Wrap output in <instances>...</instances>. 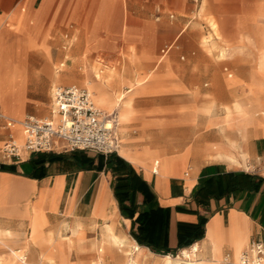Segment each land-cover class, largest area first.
<instances>
[{
  "label": "crops",
  "instance_id": "0c3cea01",
  "mask_svg": "<svg viewBox=\"0 0 264 264\" xmlns=\"http://www.w3.org/2000/svg\"><path fill=\"white\" fill-rule=\"evenodd\" d=\"M51 1L0 0V45L1 41L8 39L11 31L25 35L28 26V36L35 40L41 21L49 13ZM120 1L113 0L107 10L109 0H92L86 18L90 33L83 36L77 49L84 45L87 49L90 38L91 42L97 39L99 44L96 50L90 52L99 51L111 47L107 45V40L117 42V38L136 41L141 48L151 41L154 50V28L150 24H128L126 8L123 22L112 24L116 5ZM258 1L246 7L236 18L238 29L251 22L249 32L242 33L245 38L256 28L255 15L249 9L255 7ZM162 8V4L157 5V19L164 13ZM199 8L200 11L210 9L212 4L209 0H202ZM166 13L171 19L176 17L175 12ZM23 16H26L24 30L16 31ZM211 24L215 30H219L217 20ZM116 29L120 32L118 36L112 33ZM127 29L128 33L124 34ZM166 29L170 31L172 25H167ZM184 29L173 40L163 44L159 57L168 55ZM252 35L254 39L247 38L246 42L258 46L259 36ZM166 45H170V48L164 52ZM27 54L33 68L31 66L30 70L25 71L21 67L23 70L19 73L10 76L4 74L2 77L4 85L8 86L14 79L17 83L8 94L10 102L0 93V163L6 165L5 169H0V228L13 231L12 235L0 236V244L9 248L16 258L10 257L4 263L1 258L0 264L16 261L22 250L26 253L21 256L27 260L31 246L39 252L41 264H91L99 256L101 245L98 243L102 244L106 224H112L116 233L126 234L142 247L138 259L144 264H161L164 254L176 252L192 242L200 245L198 258H194L197 262L200 257L214 259L215 248L222 257L227 252L236 256L237 245L241 246V251L252 239L264 241V168L257 170L261 168V159H264V123L248 120L234 102L232 105L226 103L224 112L217 113L212 100L197 101L190 81L185 78V74L190 78L199 74L196 60L178 62L168 67L166 59L169 58H166L163 71L158 70L160 65L151 68L157 74L148 85H138L136 74L134 79L128 80L131 85L125 91L109 90L113 98L124 94L117 110L112 112L117 115L118 112L124 113L121 121H118L117 130L121 148L125 152L106 155L88 149L66 150L63 146H57L51 151L24 150L21 158L5 157L2 147L10 134L24 136V140L26 135L22 124L18 127L10 119L21 122L29 115L45 117L25 112V90L24 117L21 120L14 117L11 112L19 106L14 90L22 86L26 88L27 79L35 71L36 65L45 77L53 80L40 70L45 60L42 52L33 48ZM154 58L153 51L141 59L148 64ZM184 58L182 55L181 59ZM52 59L53 54L51 65ZM60 63L61 67L65 65V62ZM151 69L142 72H150ZM224 70L228 71L225 86L243 84L244 77H248L247 84L254 90H261L264 86V71L258 65L238 75L230 72L228 66ZM21 73L25 75L20 76ZM54 88L51 93V114L46 117L57 120L58 113L53 103ZM126 100L129 104L125 103ZM206 107H210V110L207 111ZM127 111L129 113L125 114ZM244 124L247 127L245 138L241 130ZM242 150L247 153L246 161L242 157ZM232 154L239 162L229 157ZM246 173L252 175V181L242 176ZM129 174H135L136 211L133 216L122 212L115 193L116 184L126 181ZM189 179L192 185L188 189ZM103 204L106 216L101 214ZM126 204L130 207V201H126ZM140 213L143 215L138 220ZM34 218L40 223L38 236H52L55 240L56 249L48 250L56 259L55 263L43 257L47 246L30 239ZM77 223L83 229L80 238L73 234ZM135 235H139L142 241ZM21 238L25 239V244L14 247L13 244ZM69 238L74 240L72 247L67 242ZM116 247L110 246L103 264H120V261L123 263L127 260L128 255L119 247L116 250ZM173 257L187 264L181 257Z\"/></svg>",
  "mask_w": 264,
  "mask_h": 264
},
{
  "label": "rangeland",
  "instance_id": "374dc122",
  "mask_svg": "<svg viewBox=\"0 0 264 264\" xmlns=\"http://www.w3.org/2000/svg\"><path fill=\"white\" fill-rule=\"evenodd\" d=\"M209 1L212 4V8L200 11L199 7L201 3L196 6L193 0H121L116 5L112 24H121L123 22L124 8H126L128 13V24L152 25L156 36L154 50L151 41L141 48V46L137 45L136 41H124L115 38L117 42H113L111 39L106 41L108 43L107 45H111V47L108 46L102 50L90 52L99 47L97 39H95V43L91 42L89 38L87 49L85 45L79 49L77 48L83 36L86 33H90L89 20H86V18L88 16L87 12L92 5V0H52L49 6V13L46 14L41 21L39 31L37 30L36 32L38 34L35 40L33 39L34 37L28 36V26L27 30L25 29L26 31H24L25 35L23 32L15 33L11 31L8 39L6 41L4 40L5 42L1 41V74H9L10 76L15 75L16 72L19 73L23 69L25 71L30 70L32 65L27 53L29 49L35 48L42 52L45 59L44 62L41 63L40 70L53 78L52 80L45 77L36 65L35 71L33 74H30L27 79L26 88L22 86L18 90H14L16 96H18L19 106L16 110H13L11 114L19 120L23 119L25 114L23 111L24 90L25 112L27 114H36L46 117L51 114V93L53 86L76 83L88 87L87 84L81 82L83 78L82 74L77 75V80H63L62 82L55 81L53 76V71L55 70L56 73L66 74L64 70L71 68L74 60L80 59L85 53H87L88 56H84L83 60L77 63L75 72H83L85 70V61L90 63L96 70L104 69L105 64L111 65L116 68L115 71L121 73V77H125L122 84L118 83L113 85L119 92L129 88L131 84L128 80L134 79L136 74V83H138V85H148L150 80L157 74L154 71L155 69L151 68L154 65L155 67L156 65L157 67L160 65L158 70L163 71L165 69L164 63L166 60H168V67L178 62L196 60L197 63L195 65L199 67V74L194 78H190L188 74H185V78L190 81L193 96L197 101L204 102L205 100H212L215 104V112L217 113H223L225 110L224 105L226 103L232 105L233 102L235 105L236 103L244 105L243 107L245 109H264V86H262L261 90H254L251 85L247 84L248 77H244L243 84L236 85L235 87L224 85V80L228 77V71L224 70L225 66H228L229 71L234 75L243 74L247 69L255 67L256 65H258L259 69L264 71V0L258 1L255 7L249 9L255 15L254 23L256 28L250 35H247V38L253 40L252 34L258 35V46L256 44L252 45L251 43H247V38L242 36V33L249 32L252 26L251 22H246L244 27H239V29L236 24V18L243 13L246 7L252 5L257 0ZM112 4L113 0H109L107 10ZM158 4L163 5L162 9L164 12L160 19H157ZM55 10L57 11L53 13ZM170 11L175 12L176 17L174 19H171L166 13ZM25 19L26 16L20 18V25L16 31L24 30ZM216 20L219 23V30H215L211 24L212 22L215 23ZM169 24L172 25L170 31L166 29V26ZM184 27L185 29L178 37L175 46L168 55L162 59V61H164L161 63L162 61L159 60L160 48L164 43L173 40ZM119 28L120 25L118 29ZM112 33L118 36L120 32L116 29L112 31ZM126 33H128V29L124 32V34ZM219 33L223 35L224 39L218 38ZM206 38L209 39V41H205ZM213 43H215V46ZM221 47H226V52L223 55L220 51ZM153 51L155 53V58L148 64H144L141 58L147 54L153 53ZM68 53H71V56L66 58ZM52 54L53 59L51 65ZM182 55L185 56L184 59H181ZM132 57L134 58L132 59ZM98 58L104 59L102 64L98 61ZM60 62H65V65L61 67ZM48 65L50 68L49 70H47ZM60 68L61 70H59ZM149 69H151L150 72H142ZM23 75L25 74L21 73L20 76ZM166 77L167 79L170 78L169 76ZM16 83L15 79L11 80L7 86L8 88H3L2 96H8L11 88ZM131 87H134V85ZM98 103L101 105L102 109L106 111L107 106L99 101ZM125 103L129 104L128 100H126ZM237 109L239 110L238 107ZM239 112L243 114L244 117L248 118L243 111L239 110ZM263 116L264 114L261 113L255 117V120L260 121ZM10 120L12 123L22 124L20 121ZM255 120L252 122H255ZM17 126L20 127L19 125ZM241 130L242 135L247 134V127L245 124L242 126ZM261 162V168H257V170H262L264 168V159H261ZM191 185L192 180L189 179V188ZM31 226L33 235L30 239L37 244L47 246V250L43 252L52 255L48 252L51 246L46 237L38 236L40 223L36 218L32 220ZM76 233L77 228L73 231L74 235ZM12 234L13 231L11 229L0 228V236L3 235V238L4 235ZM24 241V238L18 239L13 245L14 247L23 246L26 242ZM239 249L240 246L237 245L235 251L236 256L238 254L237 252L240 251ZM116 250H118V247H116ZM24 253H26V251L22 250L18 254V259L16 261H9L7 264H25L24 257L21 256ZM10 257L16 258V256L10 253L9 248L0 244V259L2 258L3 263ZM216 257L219 258V262L223 264L222 255L218 253ZM27 260L35 264L42 263L41 258H39V252L34 246H31L29 249Z\"/></svg>",
  "mask_w": 264,
  "mask_h": 264
},
{
  "label": "built area",
  "instance_id": "2783aa9c",
  "mask_svg": "<svg viewBox=\"0 0 264 264\" xmlns=\"http://www.w3.org/2000/svg\"><path fill=\"white\" fill-rule=\"evenodd\" d=\"M196 4L202 0H193ZM170 45H166V52ZM53 103L58 119L29 115L22 121L26 135L19 143L13 134L5 141L2 152L5 157L21 158L29 152L51 151L57 146L66 150L88 149L103 154L119 153L121 141L118 134V115L107 112L94 101L93 93L86 86L76 83L60 84L53 90ZM1 115V114H0ZM192 242L168 252L172 256L198 258L200 245ZM223 264H264V241L252 239L240 252L238 260L227 252Z\"/></svg>",
  "mask_w": 264,
  "mask_h": 264
},
{
  "label": "bare ground",
  "instance_id": "6f19581e",
  "mask_svg": "<svg viewBox=\"0 0 264 264\" xmlns=\"http://www.w3.org/2000/svg\"><path fill=\"white\" fill-rule=\"evenodd\" d=\"M220 38H223V36L220 35ZM214 46H215V43H214ZM220 51H221V54H225L226 47H221ZM86 55H87V53L82 55L80 57V59L74 60L73 66L71 68H69V69L64 70L66 72V74H62V73H59V72L56 73L55 72L56 70L53 71L54 80L57 81V82L58 81H62L63 79L77 80L78 79L77 75L82 74L83 78L81 79L82 80L81 82H83V83L88 85V87L87 86L86 87L89 88V90L92 91L95 103L100 108H102V107L98 103V101L100 103H102L103 105H106L107 106L106 107L107 108L106 109L107 112H112L114 110H117L116 108H117L118 102L123 97L124 94H122L121 97L113 98L112 97V93L109 90H117V89H115L113 87V85H116L118 83L122 84V82L125 80V77H123V76L121 77V75H120L121 73L115 71L116 68L111 66V65L105 64L104 65L105 66L104 69L96 70L93 66L90 65V63H88L86 61H85L86 68L83 66L85 68V70L83 72H75L76 63L79 62L80 60H83L84 56H86ZM66 57L69 58L70 55L68 54ZM164 57H165V55H161L160 56V60L162 61V59H164ZM98 61L102 64L104 59L98 58ZM49 69L50 68H49V65H48L47 66V70H49ZM105 69H107V70H105ZM1 73L2 72H0V93L3 92V90H4L3 88L7 87V85H4L3 82H2L3 74H1ZM4 97L8 98V101L10 102V99H9L10 96L9 95L8 96H4ZM236 105L239 108V110L243 111V113L245 115H247L249 120H251V121H254L255 117H257L259 114H261V113L264 114V109H262V110H258V109L254 110L252 108L245 109L243 107L244 105H241L240 103H236ZM205 109L207 111H209L210 107H206ZM128 113L129 112H126L125 114H128ZM118 115H119L118 121L120 122L122 116H124V113L118 112ZM253 117H254V119H253ZM22 121H21V123H22ZM260 121H263V123H264V116L260 119ZM18 125L20 126V124H18ZM242 136H243V138H245L246 135H242ZM16 140L19 143H23L24 142V136L20 137V136L17 135L16 136ZM232 143L235 144V141L233 140ZM120 151L121 152H125V150L123 148H121ZM234 156L232 154V156H229V157H231V159L233 161L239 162ZM242 157L246 161L247 153L244 150H242ZM187 188L189 189V186H187ZM105 211H106L105 205L103 204L102 205V211H101L102 212L101 214L103 216L107 215ZM81 226L82 225L80 223H77V227H76L77 228V233L75 235L77 237H79V238H80L81 233H82L81 230H83V229H81ZM103 232H104V235H103L102 244L98 243V245H101L100 248H99V256L96 259L92 260L91 264H103V262L105 260V256H106V254H107V252H108V250H109L111 245L118 246L120 248V250H123L128 255L127 260H125V262H123V263H121V261H120V264H144L142 261H140L138 259V253L142 250V247L138 246V244L133 239L128 237L126 234H118V233H116L112 224H106L105 227H104V231ZM46 236H48V235H46ZM46 239H47L48 243L50 244L52 250H55L56 249V243H55V240L52 238V236L46 237ZM67 242L69 244V247H72V245L74 243V240L72 238H69ZM58 244H57V246H58ZM196 245L198 246V244H196ZM136 248H138V249H136ZM240 252H237L238 253L237 256H234L236 260H238ZM131 253H132V255H129ZM218 253H220V252L215 248V253H214V257L215 258L214 259H212V258L210 259V258H207V257H202V258L200 257V259L197 262H195L194 258H185V257H182V256H178V257H181L187 264H221L219 262L220 259L216 257V255ZM43 257L46 260H48L50 263L51 262L55 263L54 261L56 259L54 258L53 255H48L47 253L43 252ZM161 259H162V263L161 264H185V263L181 262V260L179 258H174L170 254H164ZM24 262H25V264H29L25 260H24ZM32 264H34V263H32ZM236 264H239V263H236Z\"/></svg>",
  "mask_w": 264,
  "mask_h": 264
},
{
  "label": "trees",
  "instance_id": "16d2710c",
  "mask_svg": "<svg viewBox=\"0 0 264 264\" xmlns=\"http://www.w3.org/2000/svg\"><path fill=\"white\" fill-rule=\"evenodd\" d=\"M5 168H6V165L0 163V169H5ZM242 176L248 177L250 179L252 175L249 173H246V174H242ZM134 177H135V174H129L128 177L126 178V181L120 182V183L118 182L115 186V193L120 202V207L122 209V212L125 215H129V216H133L136 211L135 204H134L135 203L134 195L136 192L135 186H134V183H135ZM202 189L203 187L199 191H201ZM126 201H130V207L126 204ZM142 215L143 213H140L137 219L139 220V218H141ZM200 235L201 234H199L198 236ZM135 236L138 240L142 241L139 235H135Z\"/></svg>",
  "mask_w": 264,
  "mask_h": 264
}]
</instances>
